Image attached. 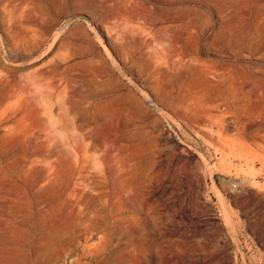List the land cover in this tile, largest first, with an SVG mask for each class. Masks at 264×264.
Listing matches in <instances>:
<instances>
[{
    "label": "rangeland",
    "instance_id": "1",
    "mask_svg": "<svg viewBox=\"0 0 264 264\" xmlns=\"http://www.w3.org/2000/svg\"><path fill=\"white\" fill-rule=\"evenodd\" d=\"M0 264H264V0H0Z\"/></svg>",
    "mask_w": 264,
    "mask_h": 264
},
{
    "label": "bare ground",
    "instance_id": "2",
    "mask_svg": "<svg viewBox=\"0 0 264 264\" xmlns=\"http://www.w3.org/2000/svg\"><path fill=\"white\" fill-rule=\"evenodd\" d=\"M180 22V21H179ZM183 23V22H182ZM179 26V25H178ZM62 27V26H61ZM63 29V28H62ZM177 31V30H176ZM181 33V32H180ZM173 35V34H172ZM180 35V34H179ZM181 36V35H180ZM237 40V39H236ZM233 41V40H232ZM179 48V47H178ZM181 49V48H180ZM183 51V50H182ZM180 52V51H179ZM184 52V51H183ZM186 54V53H185ZM179 55H181V54H179ZM182 56V55H181ZM180 56V57H181ZM183 57V56H182ZM181 57V58H182ZM181 60V59H180ZM249 124V123H248ZM222 125V124H221ZM225 125V124H224ZM238 126V125H237ZM251 127V126H250ZM240 129V128H239ZM248 133H249V131H248ZM252 138V137H251ZM228 178V177H227ZM231 179L232 178H229L228 180H223L225 183H230V181H231ZM241 182V181H240ZM229 190V189H228ZM227 193H228V191H227ZM246 193L248 194L249 193V195L250 196H254V194L249 190V189H246ZM229 195V194H228ZM231 198H233L234 200H236V201H238V197L237 196H235V195H229ZM111 213V212H110ZM91 218V217H90ZM91 220V219H90ZM163 222V221H162ZM121 234V233H120ZM120 240V239H119ZM114 242V241H113ZM107 243V242H106ZM118 245V244H117ZM109 248V247H108ZM116 248V247H115ZM220 255V254H219ZM81 260V259H80Z\"/></svg>",
    "mask_w": 264,
    "mask_h": 264
}]
</instances>
